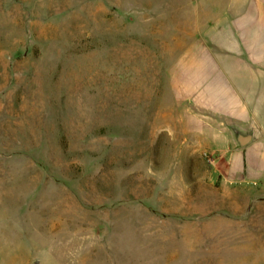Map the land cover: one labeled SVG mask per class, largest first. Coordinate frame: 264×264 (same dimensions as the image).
I'll list each match as a JSON object with an SVG mask.
<instances>
[{"label":"rangeland","instance_id":"1","mask_svg":"<svg viewBox=\"0 0 264 264\" xmlns=\"http://www.w3.org/2000/svg\"><path fill=\"white\" fill-rule=\"evenodd\" d=\"M231 2L0 0V264L208 263L207 219L160 206L182 63Z\"/></svg>","mask_w":264,"mask_h":264},{"label":"crops","instance_id":"2","mask_svg":"<svg viewBox=\"0 0 264 264\" xmlns=\"http://www.w3.org/2000/svg\"><path fill=\"white\" fill-rule=\"evenodd\" d=\"M182 65L166 180L182 186L172 188L175 207L160 212L207 219V264H237L231 255L244 252L263 264L264 0H232ZM233 127L251 131L250 142L238 146Z\"/></svg>","mask_w":264,"mask_h":264},{"label":"water","instance_id":"3","mask_svg":"<svg viewBox=\"0 0 264 264\" xmlns=\"http://www.w3.org/2000/svg\"><path fill=\"white\" fill-rule=\"evenodd\" d=\"M232 130L237 135V138L239 139L238 146H241V147L245 146L252 139L251 131L242 132L236 127H233Z\"/></svg>","mask_w":264,"mask_h":264}]
</instances>
